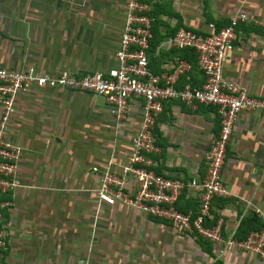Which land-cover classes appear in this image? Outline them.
I'll list each match as a JSON object with an SVG mask.
<instances>
[{"label": "crops", "instance_id": "obj_1", "mask_svg": "<svg viewBox=\"0 0 264 264\" xmlns=\"http://www.w3.org/2000/svg\"><path fill=\"white\" fill-rule=\"evenodd\" d=\"M126 0H0V69L39 74L106 73L123 27ZM150 7L154 74L176 58L167 40L176 29L210 33L229 17L244 18L225 51L224 79L264 97V0H140ZM194 81L200 76L191 72ZM202 80V78H201ZM200 83V82H199ZM133 99L127 119L115 120L99 97L67 90H28L16 100L6 137L22 149L18 188L5 198L3 264H264L251 254L204 246L170 226L123 206L96 202L106 169L126 164L140 118ZM215 110L162 104L154 123L158 174L184 182L203 176V157L217 135ZM229 196L212 201L211 220L223 237H239L240 224L264 214V115L241 112L221 171ZM184 191L178 207L195 204ZM187 209V210H185Z\"/></svg>", "mask_w": 264, "mask_h": 264}, {"label": "built area", "instance_id": "obj_2", "mask_svg": "<svg viewBox=\"0 0 264 264\" xmlns=\"http://www.w3.org/2000/svg\"><path fill=\"white\" fill-rule=\"evenodd\" d=\"M244 18L229 17L217 32L200 33L178 28L167 40L170 48L191 50L202 82L196 86L180 77L190 69L184 61L174 60L165 72L154 74L148 65L149 41L153 18L150 7L140 0H126L123 27L114 53L116 68L106 73L73 74L61 72L54 76L39 74L32 68L0 69V264L5 248V215L11 207L5 197L18 188L17 169L22 149L7 140V124L18 95L28 90H67L99 97L112 109L116 121L127 118L129 103L140 101V118L130 139L126 164L116 171L101 173L94 190L96 202L107 207L123 206L150 218L167 223L178 236L201 239L226 252L251 254L264 262V214L259 215L261 229L250 231L242 240L221 235V223L211 220L212 201L224 199L229 193L221 180L226 147L233 124L241 112L257 111L264 115V97L249 95L245 89L226 81L222 66L227 46L236 39V29ZM264 27V24H262ZM176 102L190 111L210 107L217 116L218 131L203 157V176L184 182L156 174L159 148L153 133L162 104ZM184 191L192 194L193 211L179 210Z\"/></svg>", "mask_w": 264, "mask_h": 264}, {"label": "trees", "instance_id": "obj_3", "mask_svg": "<svg viewBox=\"0 0 264 264\" xmlns=\"http://www.w3.org/2000/svg\"><path fill=\"white\" fill-rule=\"evenodd\" d=\"M226 24H222V23L216 24L214 26L215 28H214L213 32H217L220 28L224 27ZM151 47H153L152 38L149 41V50ZM174 51H176V53L174 54V57L179 61L186 62L190 67L189 71L180 77L178 86H182L186 82L191 84V85L198 86L202 82V80H201L202 76L196 68V61H195L194 53L188 49H182V50L174 49ZM192 71H195L200 76V81H199L200 83L198 81H194L192 79V76H191ZM154 135H155V133H154ZM155 173L158 174V172H155ZM179 210L182 212H185L182 208H180ZM185 210H187V209H185ZM240 226H241L240 229L241 228H243V229L240 230L239 237H236V239H238V240L244 239L250 231L259 230L262 227L259 219L255 216H252L249 220L242 222L240 224ZM197 240L202 245L209 246V243L207 241H203L201 239H197Z\"/></svg>", "mask_w": 264, "mask_h": 264}]
</instances>
